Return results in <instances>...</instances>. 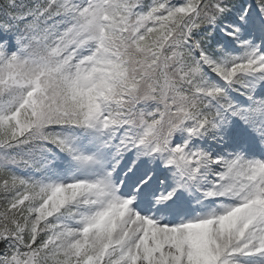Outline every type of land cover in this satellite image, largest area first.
I'll return each mask as SVG.
<instances>
[{
  "label": "snow or ice",
  "instance_id": "6c2138e0",
  "mask_svg": "<svg viewBox=\"0 0 264 264\" xmlns=\"http://www.w3.org/2000/svg\"><path fill=\"white\" fill-rule=\"evenodd\" d=\"M0 264H264V0H0Z\"/></svg>",
  "mask_w": 264,
  "mask_h": 264
}]
</instances>
